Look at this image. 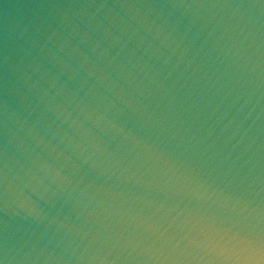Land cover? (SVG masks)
Returning a JSON list of instances; mask_svg holds the SVG:
<instances>
[{"label":"water","instance_id":"obj_1","mask_svg":"<svg viewBox=\"0 0 264 264\" xmlns=\"http://www.w3.org/2000/svg\"><path fill=\"white\" fill-rule=\"evenodd\" d=\"M0 264H264V0H0Z\"/></svg>","mask_w":264,"mask_h":264}]
</instances>
